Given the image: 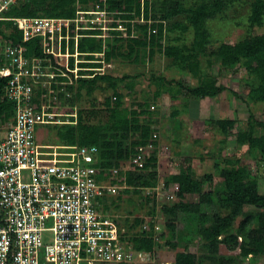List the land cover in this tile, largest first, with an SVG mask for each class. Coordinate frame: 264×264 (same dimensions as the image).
I'll use <instances>...</instances> for the list:
<instances>
[{
    "label": "trees",
    "instance_id": "16d2710c",
    "mask_svg": "<svg viewBox=\"0 0 264 264\" xmlns=\"http://www.w3.org/2000/svg\"><path fill=\"white\" fill-rule=\"evenodd\" d=\"M17 1L11 4L7 11L3 12L0 16V38L4 42L7 41L9 45L23 47L27 58H50L52 56L44 54L42 39L40 37L25 40L24 32L16 27L13 19H74L77 16V4L79 2L85 5H100V7L107 5L108 12H113L117 18L123 20L127 37H122L119 30H108L115 37L114 41L108 43L106 50L103 48L101 38L98 37L102 32L101 30L83 31L87 36L81 38L77 45V52H79L81 58L84 60V62L78 64L80 68L78 70L79 77L76 79L73 72L66 70L72 80L78 85L76 101L83 97L84 92L87 97L92 99L90 100L92 106H94L96 100L92 98L95 92L100 85L104 88L101 83H110L112 95L108 96L104 102L108 113V121L104 124H91L89 123V114L90 116H96L100 111L80 109L75 114V118L71 108L63 109V106H61L63 112H60V114H63V117L72 115L69 116L71 117V121H66L62 119L63 117H59L58 119L63 124L45 126L56 132V142L63 143V145L73 148L78 146H96L99 150V162L97 166L102 171L100 179L105 182L110 176L108 170L123 168L135 153L136 148L143 147L153 140L155 130L152 128L156 123L153 120L155 112L150 110V102L148 103L146 100L143 104L137 102L134 105L137 108H129L125 101V95L117 89L119 81H125L134 76L128 74L115 78L109 74L97 73L94 69L101 68L102 63L94 61L102 60L101 56H103L104 61H110L115 57L138 62L143 56L142 53L148 54L149 60L153 61L155 55L159 53L167 60H171V64L177 66L180 71L189 73L199 81V86L196 88H188L186 97L192 96L196 99L215 98L223 91V88L216 87V83L212 78L202 75L199 62L200 54L205 51V46L210 44L209 34L204 24L208 18L213 17L221 10L222 4L218 1H215L213 5L201 2L199 5H193L189 8H185L181 4L174 5L166 11L162 18L157 20L158 22H156V19H154L155 21L152 20L153 16L150 14L151 3L149 0H23L21 3H17ZM181 15H185L188 24L176 22L175 18ZM263 18L264 0H254L250 6V25L253 27L261 25ZM135 21H137L136 23L139 21L144 24H135ZM113 25V27H117L115 23ZM190 28L194 32V42L191 46L180 43L183 40L182 36L174 37L164 45L165 33H173L174 30H180L182 33H185ZM136 29L140 32L139 36L133 34V31ZM155 30L156 32H154ZM66 44V41L62 42V52H64ZM47 45L50 46V40H48ZM69 46H71L70 53L74 55L76 52L75 41L70 40ZM57 50L58 46L56 45ZM99 53H103V55H97ZM212 55L224 67H243L250 81L245 101L264 106V34L250 36L235 44L220 43L213 50ZM1 62H4L3 57ZM69 62V69H74V56H71ZM8 80V78L0 77L1 125H4L13 117L15 107L14 102L1 100ZM60 80L68 81V78L62 77ZM154 81H158L159 83L158 89L154 92V100L161 97L163 90L171 94V100L176 101L178 99L181 88H183L182 82L175 81L173 78L168 79L163 74L159 77H154ZM176 86L179 88H176ZM134 87L135 85L131 82L124 85V88H127L128 92H132L133 96L136 95L135 91H133ZM113 98H115V101ZM76 101L72 99L70 107H73ZM179 113V110H175L173 115L178 116ZM74 121H76V124ZM217 125L226 134L235 126V122L233 120H226L218 122ZM130 134L133 135L132 141L127 142L125 146L123 141H128ZM238 141L247 145L248 154L253 155L256 153L264 158V116L263 118H258L252 111L249 116L248 129L238 134ZM154 143L156 146L157 140H154ZM122 161L123 163H121ZM224 163L225 168H222L220 164L215 165V169L220 173L225 182L223 193L219 196L213 192L208 193L204 190L205 184L210 182L212 176H206L199 180L195 177L190 167L181 169L179 173L168 174L167 171L171 161L169 158L159 159L156 150L151 156L147 157L142 170L127 173L126 184L128 189L120 192L122 194H118L116 198H108L110 203L105 209L112 210L121 215L118 212L120 205L118 202L115 203V201L125 199L124 193L132 192L140 194L142 189L155 188L160 178L159 170H161L164 171L165 185L168 187L172 184L177 185L179 191L176 195L181 199L173 206L163 207V214L173 217V220L167 223L169 229L166 233V242L168 245L176 248L173 239L175 233L178 231V224L175 218H177L179 213L199 215L200 223L204 226L208 223L209 218L207 215L201 213V206L212 204L216 198L219 199L221 205L229 213L225 216H215L213 224L201 229L200 235L204 239L205 247L209 250H216L218 244L223 242L227 243L228 247L233 250L239 249L241 255L245 258L263 254L264 194L258 191V181L251 176L247 166H242L240 165V161L236 162L233 160L225 161ZM164 175L161 174V176ZM187 195H199V203L192 204L188 202ZM129 202L130 204L135 203L132 200H128ZM246 205L258 207L262 212L257 215H247L236 228H233V222L242 214L243 208ZM130 214H133V212H130ZM252 221L255 223L254 226L250 225ZM143 222L144 220L140 218L131 220L130 216H126L122 221V226L126 227V234H133L130 241H132L133 248L136 251L151 253L160 243L157 244V240L152 232L154 228L149 233L136 236V228L141 226ZM151 226L153 227L154 225ZM222 236L225 237L221 238ZM193 250L194 248L187 245L184 251L177 252L175 264H197L196 256L192 252Z\"/></svg>",
    "mask_w": 264,
    "mask_h": 264
},
{
    "label": "rangeland",
    "instance_id": "374dc122",
    "mask_svg": "<svg viewBox=\"0 0 264 264\" xmlns=\"http://www.w3.org/2000/svg\"><path fill=\"white\" fill-rule=\"evenodd\" d=\"M22 1L23 0H18L17 3H21ZM215 1L220 2L222 8L216 15L208 18L204 24L209 34L210 44H207L205 46V51L200 54L199 62L202 75L212 78L216 83V87L223 88V91L217 97L205 99H196L192 96L186 97L188 88H196L199 86V81L189 73L180 71L177 66L171 64V60H167L159 53L155 55L153 61L149 60L148 54L142 53L143 56L138 62L115 57L110 61H104L103 56H101L102 60L94 62H101L102 67L94 70H96L95 72L97 73L109 74L115 78L128 74L134 76L131 79L119 81V87L117 89L125 95V101L129 108L136 107L134 105H136L137 102L143 104L146 100L148 103L150 102V110L155 112L153 120L156 124L152 129L155 130V133L158 135L156 143L158 147L152 151L144 150L147 148L149 141L147 145L136 148L132 156L140 152L146 154L148 157L157 150V157L159 159L169 158L171 161L167 171L168 174L179 173L181 169L190 167L195 177L199 180L206 176H212L210 182L205 184L204 190L205 192H213L219 196L223 193L225 182L220 176V173L215 169V165L220 164L222 168H225V161H240V165L247 166L251 176L257 179L258 191L264 194V158L256 153L253 155L248 154L247 145L238 141V134L248 129L250 113L253 111L256 117L263 118L264 106L262 104L255 105L254 103H247L245 101L250 81L243 67H224L221 65L220 61L212 55L213 50L218 47L220 43L235 44L250 36L264 34V18L263 23L258 26L256 25L253 27L249 22L250 6L254 0H149L151 3L150 14L153 16L152 20L156 19V22H158L157 20L162 18L166 11L174 5L181 4L185 8H189L193 5H199L201 2L213 5ZM8 7H10V5ZM107 8V5L100 7V5H85L79 2L77 4L78 13H82L79 15L80 17L84 16L88 20L94 19L93 22H95V25L100 27V29H104L101 34L98 35L102 40L101 42L104 50L108 48L109 42L111 43L114 41L115 37L112 32L108 30H119L122 37H127V31L124 27L123 20L117 18L113 12H108ZM5 11H7V9L3 12ZM2 14L3 13H0V16ZM175 20L182 24H188L185 15H181L175 18ZM136 22L137 21L134 23H143L139 21L138 23ZM113 23H115L117 27H113ZM86 24L88 23L81 21V19L80 21L77 19V23L71 24L68 33L71 36H76L78 32L77 26L85 27ZM154 32H156V30ZM133 34L139 36L140 32L136 29L133 31ZM177 36H182L183 40L180 41V43L188 46H191L194 42V32L193 29L190 28L185 33H182L180 30H174L173 33H165L163 40L164 45ZM75 39L76 52L74 53V58L76 64V62H84V60L81 56H78L77 53V45L81 37ZM7 43V41L4 42V40L0 38V50L2 49L5 51L4 48ZM67 48H69L70 52L71 46H69V44H66L65 50H67ZM65 50L63 53L64 55L67 53ZM97 55H103V53ZM57 58L62 66L67 65L68 60L66 56ZM161 74L168 79L173 78L175 81L183 83V88H181L179 97L176 101L171 100V94L164 90L162 91L161 97L154 100V92L159 87V83L158 81H154V77H159ZM128 82L135 85L133 88L134 90H132L135 91L136 95L133 96L132 92H128L127 88H124V85ZM45 84V88H49L50 83ZM101 84L105 89L100 85L95 92L92 97L96 99L94 106H92L90 102L92 99L87 97L84 92L83 97L76 101L78 85L74 80L68 81L57 88L58 95L56 97V103L63 106V109L71 108L74 116L80 109L100 111L96 116H90L89 114V123L104 124L109 119L104 102L108 96L112 95V89L109 86V82ZM40 88L42 89L43 87ZM176 88L179 87L176 86ZM72 99L75 100L76 103L73 107H70V101ZM113 100L115 101V98H113ZM62 110L59 109L58 112H63ZM175 110L180 111L178 116L173 115ZM58 114L60 118L64 116L63 114ZM66 116L67 117H63L62 119L71 121V117L69 116L72 115ZM226 120H233L235 126L224 134L217 124L220 121ZM74 122L76 124V121ZM132 136L133 135L130 134L129 140L123 141L125 146L127 142L132 141ZM38 137H40L39 140L41 142L42 153L45 154L46 157L49 155L51 159L55 157L56 159H60L64 154H70L76 149L63 145V143L56 142V132L45 126L40 127ZM153 144L154 147H156L154 141ZM123 161L121 163H123ZM159 172L160 178L155 188L142 189L140 194L132 192L124 193L125 199L115 201V203L118 202L120 205L118 212H120L122 217L126 218V216H130L131 220H134V218L144 220L142 225L136 228V236L149 233L151 229L154 228L152 232L157 240V244L160 243L151 253L138 251L143 253V257H137L135 264H175L176 253L184 251L187 245L194 248L192 252L196 256L197 264H264V253L245 258L241 255L239 249L233 250L228 247L227 243H219L216 250H209L205 247L204 239L200 235L201 229L213 224L215 216H225L229 213V211L221 205L219 199L216 198L212 204H204L201 206V213L207 215L209 218L208 223L204 226L200 223L199 215L179 213L177 218H175L178 224V231L175 233L173 239L176 248L172 245H168L166 242V233L169 229L167 223L173 220V217L168 214H163V207L173 206L181 199H179L177 195L173 197L176 193V186L174 184L169 187L166 186L164 183V171L159 170ZM161 174L164 176H161ZM116 197L118 196H114L113 198ZM128 200L135 201V205L130 204V202L128 203ZM187 201L192 204H197L200 201V196L187 195ZM153 202L156 203L153 204ZM130 212H133L135 215L130 214ZM261 212L262 210L258 207L250 205L244 206L242 214L233 222V228H236L247 215H257ZM115 213L118 214L117 212ZM121 215L118 214V216ZM254 224V221H252L250 225L254 226ZM151 225L154 226L152 227ZM224 237L225 236H222L221 238Z\"/></svg>",
    "mask_w": 264,
    "mask_h": 264
},
{
    "label": "built area",
    "instance_id": "2783aa9c",
    "mask_svg": "<svg viewBox=\"0 0 264 264\" xmlns=\"http://www.w3.org/2000/svg\"><path fill=\"white\" fill-rule=\"evenodd\" d=\"M15 1L1 0L0 13ZM80 14L74 19H13L25 40L42 39V50L50 58H27L23 47L8 44L0 50V77L9 79L1 100L15 106L13 117L0 123V264H135L143 257L133 248V234L122 226L125 217L105 207L108 198L128 189L127 173L142 170L146 154L138 152L123 168L108 170L105 182L96 146H78L60 159L41 151L38 128L63 123L56 97L57 88L73 81L66 70L79 77L81 61L69 69L74 55L69 48L63 54L62 42L87 36L83 31L104 30ZM77 19L88 24L78 25L71 36L68 29ZM64 56L66 66L57 58ZM157 138L154 133L144 150H154ZM175 186L173 197L179 191Z\"/></svg>",
    "mask_w": 264,
    "mask_h": 264
}]
</instances>
